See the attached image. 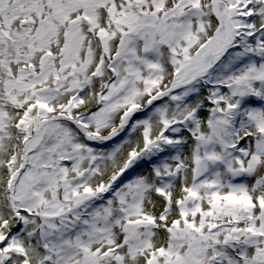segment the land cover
<instances>
[{
    "label": "snow or ice",
    "instance_id": "1",
    "mask_svg": "<svg viewBox=\"0 0 264 264\" xmlns=\"http://www.w3.org/2000/svg\"><path fill=\"white\" fill-rule=\"evenodd\" d=\"M0 264H264V0H0Z\"/></svg>",
    "mask_w": 264,
    "mask_h": 264
}]
</instances>
